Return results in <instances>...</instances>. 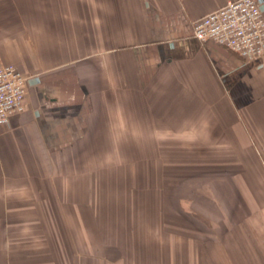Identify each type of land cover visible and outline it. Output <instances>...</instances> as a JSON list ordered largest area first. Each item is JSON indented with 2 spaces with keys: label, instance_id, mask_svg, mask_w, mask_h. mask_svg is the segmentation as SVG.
<instances>
[{
  "label": "crops",
  "instance_id": "obj_1",
  "mask_svg": "<svg viewBox=\"0 0 264 264\" xmlns=\"http://www.w3.org/2000/svg\"><path fill=\"white\" fill-rule=\"evenodd\" d=\"M225 2L0 0V65L27 77L0 126V264H264V56L193 33ZM230 164L238 206H130Z\"/></svg>",
  "mask_w": 264,
  "mask_h": 264
},
{
  "label": "built area",
  "instance_id": "obj_2",
  "mask_svg": "<svg viewBox=\"0 0 264 264\" xmlns=\"http://www.w3.org/2000/svg\"><path fill=\"white\" fill-rule=\"evenodd\" d=\"M194 37L212 42L243 60L264 56V15L258 0H226L195 21ZM27 77L12 64L0 65V126L26 110Z\"/></svg>",
  "mask_w": 264,
  "mask_h": 264
},
{
  "label": "rangeland",
  "instance_id": "obj_3",
  "mask_svg": "<svg viewBox=\"0 0 264 264\" xmlns=\"http://www.w3.org/2000/svg\"><path fill=\"white\" fill-rule=\"evenodd\" d=\"M168 149V148H166ZM118 165V164H117ZM173 164L172 163H164L163 164V170L164 176H170L173 172ZM186 165V167H185ZM188 164H181L180 167L179 165H175L176 170L180 168V170H186L188 168ZM229 170L223 169V177L222 178H217L220 180H216L215 178L211 181L213 184L217 185H211L214 188V191L212 192L213 194H206V191H209L210 188H212L209 184H205L204 179H193V178H181V183H180V200L178 201L177 199H172L170 195H166L165 197L162 195H158L156 190V186H154L155 180L150 178L149 182V189H143V193L141 192V189H137V184H132V189H133V197L132 200L133 202L130 204L133 206H162V204H158L159 200L161 202L164 201L163 206H238L237 205V200H236V195L234 194V175H236V171L234 169L235 165L230 164ZM193 172L191 174L195 173H201L203 174L204 168L198 165H193L192 168ZM227 170V171H224ZM183 174H189V173H182ZM229 176V181L226 178ZM167 179V178H166ZM250 181V180H249ZM248 181V182H249ZM170 182V187L172 186V180H169ZM251 182V181H250ZM221 185H220V184ZM220 185V186H219ZM222 185H225V188H222ZM219 186V188H218ZM251 186V183H250ZM208 187V188H207ZM209 189V190H208ZM216 189L219 191L216 192ZM211 191V190H210ZM140 193V194H139ZM211 193V192H210ZM259 197V196H258ZM260 203L261 206H264V200L260 196ZM160 203V202H159ZM191 215V212L184 213V215ZM192 216V215H191Z\"/></svg>",
  "mask_w": 264,
  "mask_h": 264
}]
</instances>
